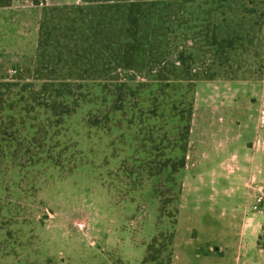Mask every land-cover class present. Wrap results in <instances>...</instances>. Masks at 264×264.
<instances>
[{
  "label": "rangeland",
  "instance_id": "rangeland-1",
  "mask_svg": "<svg viewBox=\"0 0 264 264\" xmlns=\"http://www.w3.org/2000/svg\"><path fill=\"white\" fill-rule=\"evenodd\" d=\"M132 5L126 58L94 39L111 7L0 5L8 101L45 82L71 109L0 112V264H155L147 245L172 230L170 264H264V0Z\"/></svg>",
  "mask_w": 264,
  "mask_h": 264
},
{
  "label": "trees",
  "instance_id": "trees-1",
  "mask_svg": "<svg viewBox=\"0 0 264 264\" xmlns=\"http://www.w3.org/2000/svg\"><path fill=\"white\" fill-rule=\"evenodd\" d=\"M9 0H0V5L7 3ZM82 3H95L100 5H103L105 7H111L108 11L101 12L98 11L99 14H102L103 18L102 21L104 23V28H101L97 30V34L94 35V39L96 41H100V43L104 46L102 50H105L108 48L109 45L116 44L117 45V51L120 55L126 57H135L137 52L140 50L139 46L137 44H134L138 41L139 36L137 35V26L140 25V19L143 15V11L146 9L139 7H136L132 5V3L135 0H80ZM101 7V6H100ZM135 8L136 10H133ZM116 11H120L121 14H118V19L115 18L112 19V15L116 13ZM97 17V16H96ZM100 18V17H99ZM119 24H117V22ZM118 25L125 26V32H119L116 30L111 29V25ZM116 32V33H114ZM109 43V44H108ZM101 45V46H102ZM107 45V46H106ZM2 84L0 83V112H4L5 110H10L16 112V115H19V112L26 109L25 106H28L29 103H35L37 106L45 109L46 111H49L51 113V116H55L56 118L60 120L59 116H62L63 114L70 113V105L62 100H58L56 96L51 95V90L48 89L47 83H42L39 86V89H36L33 87L31 83H26L21 86V91L28 90V97L27 99H24L23 96L20 97V99L17 100L18 103L13 104L12 101H8V98L6 97L8 94L5 92V88H1ZM26 87H29L27 89ZM48 91V94H44V92ZM17 105H21L20 107H17ZM17 109V110H16ZM188 128V127H187ZM188 131V129H187ZM0 133H4L0 131ZM5 150L3 146L0 145V152ZM27 152V151H26ZM28 154V153H27ZM30 158L25 156V153L23 156L20 157V162H17L16 165L23 166L25 162L29 161ZM174 166L181 167L184 165V156H180L178 160L173 164ZM172 165V166H173ZM155 170L153 171V174H156L160 170V164L157 165L156 162L154 164ZM174 169V168H173ZM174 169V170H175ZM136 176L132 179H136L132 184H135L134 186H140L142 184V176L141 171L138 169L135 171ZM133 186V185H132ZM173 236L174 231L169 232H162L160 231L157 233L154 238L151 240V242L147 245L146 253L143 258V263L146 261H153L155 264H170L171 257H172V243H173ZM163 242V243H162ZM161 247V248H160Z\"/></svg>",
  "mask_w": 264,
  "mask_h": 264
},
{
  "label": "crops",
  "instance_id": "crops-1",
  "mask_svg": "<svg viewBox=\"0 0 264 264\" xmlns=\"http://www.w3.org/2000/svg\"><path fill=\"white\" fill-rule=\"evenodd\" d=\"M249 223L253 226V231L254 233H256L255 235L258 238V235L264 231V222H260L259 219L256 220V222H254V217L251 216L249 218ZM199 256V254H197Z\"/></svg>",
  "mask_w": 264,
  "mask_h": 264
},
{
  "label": "built area",
  "instance_id": "built-area-1",
  "mask_svg": "<svg viewBox=\"0 0 264 264\" xmlns=\"http://www.w3.org/2000/svg\"><path fill=\"white\" fill-rule=\"evenodd\" d=\"M261 201H262V196H257V197H256V202L259 203V202H261ZM78 227H82V224L79 223V224H78Z\"/></svg>",
  "mask_w": 264,
  "mask_h": 264
}]
</instances>
